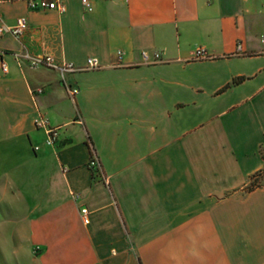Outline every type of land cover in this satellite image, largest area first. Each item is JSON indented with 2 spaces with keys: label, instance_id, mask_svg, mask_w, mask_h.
<instances>
[{
  "label": "crops",
  "instance_id": "obj_1",
  "mask_svg": "<svg viewBox=\"0 0 264 264\" xmlns=\"http://www.w3.org/2000/svg\"><path fill=\"white\" fill-rule=\"evenodd\" d=\"M59 1L0 0V264H264V0Z\"/></svg>",
  "mask_w": 264,
  "mask_h": 264
},
{
  "label": "built area",
  "instance_id": "obj_2",
  "mask_svg": "<svg viewBox=\"0 0 264 264\" xmlns=\"http://www.w3.org/2000/svg\"><path fill=\"white\" fill-rule=\"evenodd\" d=\"M26 3L27 7L31 10H53L58 13H63L64 11V6L59 0H24ZM83 7L85 8L86 11H90V8L88 7L86 0H81ZM27 28V23L24 18H17L15 19L14 23L12 25H6L3 23H0V36L7 34L10 35L13 38H19L23 32ZM261 43L264 44V38L261 39ZM140 59L142 63L147 64V65H152L155 63L160 62V57L159 54L156 52H148L146 50L140 51L139 53ZM193 60H207L211 59V56L207 54L203 49L197 48L193 51L192 57ZM23 59L28 61L29 66L34 68V67H45L47 69L55 70L58 74L59 77V82L65 89L66 94L68 97L73 100L77 89L74 87H71L66 83V75L74 73L78 70H96L100 68L99 63L97 60L93 58H87L85 61V66L77 69L74 68L70 63H60V64H54L53 60L49 56H35V57H28L26 54H23ZM122 59L121 53L117 52L115 54V62L116 64H120ZM1 71H5V66L4 64H1L0 66ZM42 92L41 89H35L31 90V95H37ZM33 124L37 128H42L45 130L46 135L48 136L49 140H53L56 136V128L53 127H48L46 120L41 116L38 115L34 121ZM87 167L90 169L95 176L101 177V168L98 163V160L93 153V151L90 150V155H89V160L87 162ZM252 180V179H250ZM81 221L83 224L87 223V218H86V209H81L79 211Z\"/></svg>",
  "mask_w": 264,
  "mask_h": 264
},
{
  "label": "rangeland",
  "instance_id": "obj_3",
  "mask_svg": "<svg viewBox=\"0 0 264 264\" xmlns=\"http://www.w3.org/2000/svg\"><path fill=\"white\" fill-rule=\"evenodd\" d=\"M264 155V152H263ZM249 180L248 186L249 188L255 187H264V169L256 173L252 178ZM36 251L33 249V252Z\"/></svg>",
  "mask_w": 264,
  "mask_h": 264
},
{
  "label": "trees",
  "instance_id": "obj_4",
  "mask_svg": "<svg viewBox=\"0 0 264 264\" xmlns=\"http://www.w3.org/2000/svg\"><path fill=\"white\" fill-rule=\"evenodd\" d=\"M239 80H240V79H236V80H235V81H233V82H237V81H239ZM253 176H254V175H253ZM253 176H252V177H253ZM249 189H250V188H249Z\"/></svg>",
  "mask_w": 264,
  "mask_h": 264
}]
</instances>
